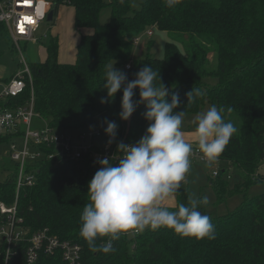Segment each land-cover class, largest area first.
<instances>
[{"label":"trees","instance_id":"16d2710c","mask_svg":"<svg viewBox=\"0 0 264 264\" xmlns=\"http://www.w3.org/2000/svg\"><path fill=\"white\" fill-rule=\"evenodd\" d=\"M134 3L53 0L55 17L60 5L71 6L75 29L88 28L91 32L80 34L73 63L58 61L59 46L50 35L44 61L29 64L35 110L51 127L70 135L74 132L75 136L92 125L97 114L120 111V91L110 103H100L106 96L100 85L108 64L114 61V68L123 70L129 80L141 67L150 65L169 89L166 100L170 102L173 93L179 95L181 103L174 111L197 113L205 104L216 105L224 108L225 121L237 128L217 160L227 161L239 181L229 186L221 177L224 171L209 178L214 203H222L262 178L257 168L264 162V0H181L171 9L165 0H143L139 7ZM106 7L109 20L101 23L100 13ZM151 27L169 37L163 56L146 51L133 58L132 68L125 70L136 47L134 40ZM0 29L9 37L3 23ZM211 53L216 56L215 64L209 59ZM214 76L218 82L209 85L206 78ZM192 88H199L203 95L187 103L185 94ZM134 91V99H138V90ZM29 94L28 85L14 102L24 103ZM144 111V104H140L126 120L119 142L134 144L144 134L149 123L142 116ZM51 148L42 150L56 151ZM37 162L40 172L36 181L18 191L19 214L31 231L48 227L59 238L78 243L81 264H264V191L244 197L235 210L222 216L208 213V204L201 206L199 210L215 225L214 239L182 237L163 227L146 229L133 232L131 238L128 233L121 234L112 241L115 251L105 254L92 251L79 235L80 215L89 202L87 182L97 170L90 158L71 160L57 155ZM16 169L14 163V172L0 182V200L8 204L15 200ZM174 200V204H187L184 182ZM169 208L174 210L173 205ZM107 240L98 237L96 244L101 246ZM11 264H25L23 254ZM34 264L65 263L60 254L41 253Z\"/></svg>","mask_w":264,"mask_h":264},{"label":"clouds","instance_id":"9594fccd","mask_svg":"<svg viewBox=\"0 0 264 264\" xmlns=\"http://www.w3.org/2000/svg\"><path fill=\"white\" fill-rule=\"evenodd\" d=\"M180 2L165 0L170 9ZM113 65L114 61L105 68L100 86L106 96L100 98V103H110L120 91L119 118L128 120L144 104L142 116L149 123L134 144L117 142L114 155L95 161L99 167L87 182L89 202L80 215L79 235L92 251L105 254L115 251L112 241L129 231L142 233L163 227L182 237L214 239L215 225L211 217L199 210L209 203L207 196L189 197L187 204H174V210L164 203L180 189L191 167L193 143L185 139L182 131L185 111H174L181 103L179 95L173 93L170 102L166 100L169 89L158 70L150 65L141 67L132 80ZM134 90H138V99H134L137 95ZM185 95L187 103H191L203 93L199 88H192ZM223 112V107L212 105L192 119L193 140L208 161L217 159L237 132L231 121H225ZM102 123L106 125L103 129L108 136L106 145H111L118 125L106 118ZM98 237L108 240L98 246Z\"/></svg>","mask_w":264,"mask_h":264},{"label":"built area","instance_id":"2783aa9c","mask_svg":"<svg viewBox=\"0 0 264 264\" xmlns=\"http://www.w3.org/2000/svg\"><path fill=\"white\" fill-rule=\"evenodd\" d=\"M50 7L47 0H0V23L7 28L20 54V41L39 42L35 31L45 20ZM146 33L151 36L152 30L148 29ZM139 39L134 40V45L138 44ZM21 59L20 69L0 89V141L9 142L8 155L17 165L15 200L11 204L0 200V261L1 264H11L23 254L25 264H34L39 255L44 253L60 254L65 264H81L82 248L78 243L59 238L48 227L31 231L19 214L18 191L23 186H32L36 181L40 172L38 160L51 159L57 155L71 160L88 156L98 169L99 165L95 161L106 155H114L116 145H106V142L96 145L93 138L99 136V131L92 125L75 136L51 127L49 120L35 110L31 71L22 55ZM132 63L133 58L124 65V69L130 70ZM28 85L30 94L27 100L22 104L14 102L24 94ZM42 147H52L56 151L44 152ZM196 159L209 162L198 146L193 145L190 160ZM116 163L114 160L113 165ZM217 174V171L212 173L213 176Z\"/></svg>","mask_w":264,"mask_h":264},{"label":"rangeland","instance_id":"374dc122","mask_svg":"<svg viewBox=\"0 0 264 264\" xmlns=\"http://www.w3.org/2000/svg\"><path fill=\"white\" fill-rule=\"evenodd\" d=\"M110 0H105V2H109ZM143 0H135L134 7H139V4ZM53 0H47V4L49 7L52 5ZM69 7V6H68ZM110 10L108 7L103 8L100 13L99 20L101 23H106L109 20ZM71 17V16H70ZM71 18L68 15H65L59 23V29L56 30L55 24L57 23V19L55 21H46L43 20L35 31V36L38 38L39 42H19L18 45L21 48L22 53L17 49V46L13 39L2 32L0 29V68L5 69V77L14 75L21 67V55L25 58L26 62L32 64L33 62H43L45 56V48L49 41L50 35H57L59 37V43H63V36L66 33L67 28H72L74 33L73 35H79L81 33L79 30H76L71 23ZM152 35L148 36L146 33H143L140 36L139 42L134 48L131 57L137 58L143 55L146 51L157 56L162 57L164 54V44L169 39L166 32L158 30L156 28L151 27ZM45 35V36H44ZM71 44V42H70ZM59 45V47L61 46ZM64 48V45L62 46ZM69 47V46H68ZM65 46L63 51H65L68 55L71 53V48ZM75 47V46H74ZM66 53L64 55L66 56ZM44 58V59H43ZM209 59L212 64L216 62V56L214 54H209ZM206 81L209 85H214L218 82L217 77H207ZM210 107L209 104H205V106L199 110L197 113L206 111ZM118 111L116 110H107L97 114L92 119V126L99 131V136L95 137L97 144H103L108 140V136L104 133L103 129L106 127L102 122L105 118L109 121H115L118 125L117 136L112 145H116L119 142V139L122 137L126 126V120H121L118 116ZM197 113H185L184 121L182 126L193 127L192 119ZM36 120H34L33 125H35ZM71 133V135H73ZM10 144L7 141L0 142V182L6 181V179L14 172L13 165L14 163L11 161L9 157ZM191 168L195 169L194 172L190 171L186 174L184 179V187L187 188L188 199L189 197H204L207 196L209 203L207 207L208 213L212 216H222L227 214L238 207L241 202L244 200V197H252L264 191V162L260 163L258 166L257 172L261 173L262 178L253 182L248 188H246L242 192L234 193L228 196L225 201L222 203L216 204L215 194L212 188L209 185V178L215 177L212 175L213 171H217L221 173V177L224 180L228 181V185L232 186L234 183L239 181V177L236 175L234 168L224 160H213L209 162L201 161L199 159L190 160ZM230 175L229 177H227ZM169 206L170 205H166ZM128 237L131 238L133 236V232L129 231ZM128 246L132 248V242L129 240Z\"/></svg>","mask_w":264,"mask_h":264},{"label":"crops","instance_id":"0c3cea01","mask_svg":"<svg viewBox=\"0 0 264 264\" xmlns=\"http://www.w3.org/2000/svg\"><path fill=\"white\" fill-rule=\"evenodd\" d=\"M51 7H52V5H51ZM65 15H68L69 18L72 17L71 23L73 24V21H74V9H73V7H71V6L68 7V5H60L58 7V11H57L56 17L54 16L55 17L54 18V21L57 19V23L55 24L56 30L59 29V23L58 22H60V20H62ZM73 27H74V24H73ZM80 32L81 33H90L91 32V29H88V28L87 29H82ZM72 33H74V31L72 30V28H67L66 29V33L63 36V43H62V45H61V43H59V37H58L59 36L58 35L59 33H58V31H57V35L58 36L56 34L51 35L54 38H56L57 43H58V46L61 45L58 48V61L61 62V63H73L74 60H75V49H76V45H77V43L79 41V38H80V34L81 33H79V35H76V34L73 35ZM20 42H26V41H20ZM70 42H71V44H70ZM63 45H64V48H65V46H67V47L69 46L71 48L70 55H68L65 51H63V49H64L62 47ZM64 53H66V56L64 55ZM45 57H46V48H45V56H44V58ZM5 74H6L5 73V69L0 68V89L2 88L3 84L5 83V81L9 77H11V76H6L5 77ZM182 131H183V134L185 136V139L188 140L189 142H192L193 145H196V143L193 140V137H194V128L193 127H188L186 125V126H182ZM93 140L96 141L94 138H93ZM99 145H101V144H99ZM190 171L194 172L195 169L191 168ZM174 201L175 200H174V196H173V197L169 198L168 200H166L164 203H165V205L172 206V205H174Z\"/></svg>","mask_w":264,"mask_h":264},{"label":"water","instance_id":"95a60500","mask_svg":"<svg viewBox=\"0 0 264 264\" xmlns=\"http://www.w3.org/2000/svg\"><path fill=\"white\" fill-rule=\"evenodd\" d=\"M54 12H55L54 7H51L50 10H49V12L46 15L45 20L51 22L54 19Z\"/></svg>","mask_w":264,"mask_h":264},{"label":"snow or ice","instance_id":"6c2138e0","mask_svg":"<svg viewBox=\"0 0 264 264\" xmlns=\"http://www.w3.org/2000/svg\"><path fill=\"white\" fill-rule=\"evenodd\" d=\"M23 30V29H22Z\"/></svg>","mask_w":264,"mask_h":264}]
</instances>
